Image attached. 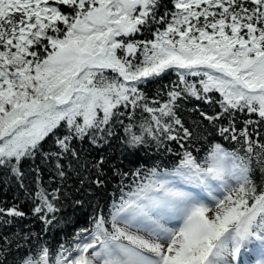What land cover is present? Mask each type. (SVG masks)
Wrapping results in <instances>:
<instances>
[{"label": "snow or ice", "instance_id": "snow-or-ice-1", "mask_svg": "<svg viewBox=\"0 0 264 264\" xmlns=\"http://www.w3.org/2000/svg\"><path fill=\"white\" fill-rule=\"evenodd\" d=\"M0 175V264H264V0H0Z\"/></svg>", "mask_w": 264, "mask_h": 264}, {"label": "trees", "instance_id": "trees-1", "mask_svg": "<svg viewBox=\"0 0 264 264\" xmlns=\"http://www.w3.org/2000/svg\"><path fill=\"white\" fill-rule=\"evenodd\" d=\"M169 79H174V77H166L164 80L159 81L156 84H152L148 86V91L151 95H155V92L160 88L162 84H167ZM192 103H195L193 101ZM107 153L109 156H115L116 160L114 162H119V160L122 159L124 155L127 153L124 151L121 141L117 140L114 142L113 147L107 149ZM140 157H144L145 153L141 151L139 153ZM149 155H156V153H149ZM136 157L129 156L128 160H134ZM125 164H127V161H124ZM151 163V162H150ZM128 167H132L131 164H128ZM27 168V166H25ZM71 186V185H70ZM83 198L84 204L82 207L77 205L69 206V203H65L64 205V215L67 217L68 224H64L62 221L61 227L66 228L67 230H71L72 227L83 225L87 222L89 214L92 212V207H90V204L92 206L95 205V203L102 198L107 197V193H90L88 196H85L82 193H68L69 198L71 199L73 196ZM95 195V200L89 199V196ZM18 203L22 208H25L27 211L31 205L28 201V197L26 194L17 187L16 183L8 176L0 175V204L2 203ZM28 221H32L31 215L28 217ZM78 222V223H77ZM24 226L25 230L28 228H31L33 232H38L42 228V225H40L36 221H32L30 223H26L25 221H20L17 225L14 226L15 233H20L21 227ZM11 235V234H10ZM55 236V231H53L52 235L49 236V242L51 243L53 240V237ZM60 239H63V234L59 237Z\"/></svg>", "mask_w": 264, "mask_h": 264}, {"label": "rangeland", "instance_id": "rangeland-1", "mask_svg": "<svg viewBox=\"0 0 264 264\" xmlns=\"http://www.w3.org/2000/svg\"><path fill=\"white\" fill-rule=\"evenodd\" d=\"M245 251V259L248 260L251 264H256L258 258V252L255 250V246H248L247 248L243 249ZM252 258H250V257ZM244 259L240 256V259L236 258V264H243Z\"/></svg>", "mask_w": 264, "mask_h": 264}]
</instances>
